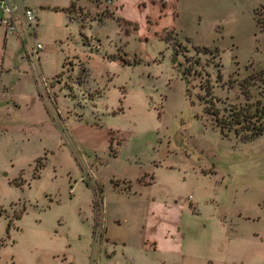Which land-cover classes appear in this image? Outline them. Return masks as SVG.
I'll return each mask as SVG.
<instances>
[{
  "label": "rangeland",
  "instance_id": "1",
  "mask_svg": "<svg viewBox=\"0 0 264 264\" xmlns=\"http://www.w3.org/2000/svg\"><path fill=\"white\" fill-rule=\"evenodd\" d=\"M70 1L28 0L37 24L4 50L12 67L0 90L16 84L22 102L13 109L9 96L0 97V240L7 243L0 264H106L111 248L93 240V194L95 214L103 190L116 206L143 215L151 196L117 199L110 185L113 176L140 172L157 182L151 194L192 204L201 198L210 232L220 218L230 224L236 238L210 244L214 264H264V133L244 140L234 125L227 134L206 111L214 104L227 116L264 103V0H164L165 7L118 0L128 23L103 28L100 42L74 23L66 29L65 15L47 9ZM82 39L99 53L87 81L84 60L69 55L62 65L60 58L83 48ZM37 42L40 61H29ZM250 76L246 99L240 82ZM39 157L45 164L35 172ZM183 220L202 221L188 212Z\"/></svg>",
  "mask_w": 264,
  "mask_h": 264
},
{
  "label": "crops",
  "instance_id": "2",
  "mask_svg": "<svg viewBox=\"0 0 264 264\" xmlns=\"http://www.w3.org/2000/svg\"><path fill=\"white\" fill-rule=\"evenodd\" d=\"M23 1L25 2V5H28V0ZM117 1L118 0H113L112 4L108 6L110 11L113 13L112 16L105 15L101 11L105 6H103V4H97L96 0H71L69 4L64 2L61 5L48 6L47 9L51 11L56 10L65 15L66 29H68L70 24L74 23L76 24L75 27L78 28L79 34H81V36H87L88 34L86 32H89L90 38H96V40L100 42L98 37H100L101 30L103 31V28H106L112 23H115L118 26L127 25L126 23H128L121 15L122 13L118 10V6L116 4ZM150 1L153 3H159V5H162V7H165V3H167L164 0ZM171 5L174 7V9L176 8L174 2H171ZM153 6L157 5L153 4ZM256 8L254 9V17ZM161 15L162 12L158 13L155 18L156 21L161 19ZM174 16L177 17V13H174ZM37 29H39V24ZM69 35H71V33H69ZM20 38L21 36L19 35L8 34L4 26L0 25V77L11 73L12 67L10 64H6V57L3 56L5 55L4 50L10 42H17ZM81 41L83 48L74 49V51L69 50L70 53L62 52L60 58L62 65H64V62L69 59V55H71L72 58L75 57L84 60L87 67L84 80L87 81L90 77V71L88 67L89 61L94 56L97 57L99 53L93 51V48L91 47L93 43L89 44L88 42H84L83 39ZM55 47L57 48V46ZM97 50L98 47H96V51ZM168 53L170 55V52ZM30 55H32V57L35 55L37 61H40L41 55L39 50L37 52L35 51V47L30 54L28 52L26 53L29 61H31ZM17 68L21 69L20 66ZM18 72L21 75L27 73V71L24 69L23 72H20V70H18ZM34 80L36 83L35 86H38V81H36V79ZM181 81H184L182 77ZM16 89L17 85L12 84L10 88H7V86L4 85L3 90H0V97L9 96L10 100L13 102V109H17V105H20L22 102V99L19 97L20 95L17 94ZM198 168L201 170L200 167ZM194 175L196 177H204V175L200 172H196ZM34 177H36L35 172L33 173V178ZM37 178H39V176H37ZM156 183L157 182L152 176L147 177L141 172L135 174V176L126 177L123 175V178H117L113 176V178L110 180V185L112 188L111 193L113 197L117 199H126L127 201H132L139 195L151 196L150 209L147 212H143V215L139 211L134 215H131V211H127V204H120L116 206V204L112 202V199L103 194V190L101 193L100 208H98L100 210H98L99 212L97 214H95L93 210V204L91 203V208L94 213L93 240L101 247H107V249L111 248V251L105 252V263L214 264V261L217 258H214L213 260V257L210 255V244L211 248L215 249L219 246L221 247L224 244V238L235 239L236 233H234L230 227V224L224 218H220L214 222V224H217L216 232H210V219L202 220V213L200 212L201 210L198 209L199 205L201 204V198L195 199V203L193 204L189 201L187 202V199L184 197L176 201H170L168 200L166 192L158 191L156 195L150 193L151 189ZM114 206H116V212L113 209ZM186 212L194 216L197 220L205 221V225H200L202 224V221L199 222L198 226H191L188 224V222L184 223L183 219ZM121 216L124 217L125 224H129L131 222V218L134 216L135 221L133 222V225L130 223V225L126 228H123L121 224L114 225V221L117 222V219ZM108 221L113 224L111 229H109ZM222 240L223 242H221ZM6 244L4 243L1 245L0 249L6 246ZM205 246L208 248L204 249ZM102 259L103 257L101 260ZM228 260L231 259H227V261L223 260L220 262V264H228ZM85 262L87 263V261ZM232 264L243 263L237 260L233 261Z\"/></svg>",
  "mask_w": 264,
  "mask_h": 264
},
{
  "label": "trees",
  "instance_id": "3",
  "mask_svg": "<svg viewBox=\"0 0 264 264\" xmlns=\"http://www.w3.org/2000/svg\"><path fill=\"white\" fill-rule=\"evenodd\" d=\"M256 14H257V12L255 10V16H256ZM258 22L260 23V21H258ZM262 29L264 31V25L262 26ZM205 49H208V48L205 47ZM251 78L252 77L250 76L248 78L243 79L240 82L241 91L245 95L246 99H248L250 97L249 81ZM211 107H213V108L210 110H206V111H208V113H210V116L213 117L212 119L214 121H216V125L221 129L222 132H226L227 134H229L230 131L232 130L231 129L232 126H234V125L241 126L240 129H238L237 127H233V128H234L235 133L237 135H240L242 137V139H244V140H252V139L260 136L262 133H264V103H260L258 101V102H256V104H251L249 106L252 108H243L242 110L237 109L227 116H225L223 113H221V108L214 106V104H212ZM253 108H254V110H253ZM222 112H224V109ZM220 114H221V116H220ZM241 129H242V131H241ZM111 144H112V142H110V146H109L110 149H111ZM111 153H112V149H111ZM112 154H114V153H112ZM41 159H45V157H41L37 160V164L35 166V172H37L38 170H41V168L44 167L45 163H44V161L40 163ZM99 198L101 199V196ZM100 202L101 201L99 200V205H100ZM92 203L94 204V201ZM97 206H98V204L95 205V208H99V206L98 207ZM93 210H94V205H93ZM24 211H25V209H24ZM20 216L21 215H19L18 217H20ZM10 224H11V222L9 221L7 229H6L7 233L9 231ZM4 242H5V240L2 239L0 242V246L3 245Z\"/></svg>",
  "mask_w": 264,
  "mask_h": 264
},
{
  "label": "built area",
  "instance_id": "4",
  "mask_svg": "<svg viewBox=\"0 0 264 264\" xmlns=\"http://www.w3.org/2000/svg\"><path fill=\"white\" fill-rule=\"evenodd\" d=\"M112 4L113 0H101ZM107 5V4H106ZM37 13L24 4L23 0H0V25L4 26L8 34L26 35L28 28L37 24ZM40 42L36 43L35 51L42 49Z\"/></svg>",
  "mask_w": 264,
  "mask_h": 264
},
{
  "label": "water",
  "instance_id": "5",
  "mask_svg": "<svg viewBox=\"0 0 264 264\" xmlns=\"http://www.w3.org/2000/svg\"><path fill=\"white\" fill-rule=\"evenodd\" d=\"M174 59H176V58H174Z\"/></svg>",
  "mask_w": 264,
  "mask_h": 264
}]
</instances>
